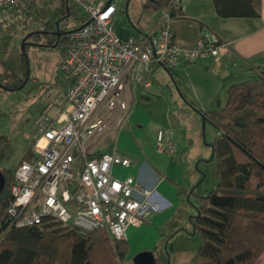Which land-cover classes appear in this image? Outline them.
<instances>
[{
    "label": "built area",
    "instance_id": "built-area-1",
    "mask_svg": "<svg viewBox=\"0 0 264 264\" xmlns=\"http://www.w3.org/2000/svg\"><path fill=\"white\" fill-rule=\"evenodd\" d=\"M87 14L76 28H67L65 53L59 66L70 79L66 98L55 112L44 111L35 121L37 136L13 171L7 214L16 226L53 218L83 230L104 228L116 239H126L129 227H138L158 211L153 190L134 186L131 175L117 177L113 168L129 167L130 158L115 143L107 144L128 118L124 95L126 73L134 78L159 65L172 69L179 59L217 56L227 42L203 28L197 43L184 49L174 39L170 23L172 0L159 10L154 26L123 38L112 26L119 0H74ZM31 0H0V35L20 22V9ZM68 20L57 23L62 30ZM12 23V24H9ZM156 150L170 153L168 131L156 132Z\"/></svg>",
    "mask_w": 264,
    "mask_h": 264
},
{
    "label": "trees",
    "instance_id": "trees-1",
    "mask_svg": "<svg viewBox=\"0 0 264 264\" xmlns=\"http://www.w3.org/2000/svg\"><path fill=\"white\" fill-rule=\"evenodd\" d=\"M145 1L161 10L172 0ZM31 2L28 8L18 10L22 15L18 24L24 27L34 0ZM260 4V0H212L215 13L223 18L258 17ZM63 12L64 17L72 15V25L69 20L64 30L53 25L56 33L42 35L37 44L59 46L61 57L67 28H76L87 19L74 0L65 1ZM170 14L172 18L181 15V7L172 8ZM48 26L43 27L49 29ZM7 27L14 28L15 24ZM20 55L21 74L2 72L12 81L6 85L0 79V86L6 90L19 89L30 79L25 57L22 52ZM254 68L258 76L227 86L222 107L215 111L196 109L216 131L209 144L216 182L204 195H194L196 213L189 220L200 244L192 254L191 264H253L264 249V66ZM5 140L0 135V146ZM28 152L22 160L29 158ZM0 170L5 181L0 190V264H120L127 255L128 241L112 237L104 228L83 230L49 217L37 224H12L6 210L14 168ZM180 192L187 193L183 189Z\"/></svg>",
    "mask_w": 264,
    "mask_h": 264
},
{
    "label": "crops",
    "instance_id": "crops-1",
    "mask_svg": "<svg viewBox=\"0 0 264 264\" xmlns=\"http://www.w3.org/2000/svg\"><path fill=\"white\" fill-rule=\"evenodd\" d=\"M260 3L258 17L223 18L215 13L212 0H182L181 15L170 23L179 46L193 47L203 28L214 32L227 46L219 49L217 56L202 55L189 62L179 59L170 70L151 66L138 79L134 78L133 68L126 73L128 118L107 144L115 143L132 165L114 167L112 172L121 178L131 175L134 186L152 189L159 207L146 222L127 228L128 252H153L164 234L177 231L179 220L174 218L183 197L192 196L191 191L197 193L198 181L205 177L198 168L208 154L200 136L205 120L196 109L215 111L222 107L229 84L255 78L258 73L254 65L264 66V0ZM156 11L141 25H134L136 33L154 26L159 13ZM159 129L168 131L170 153L156 150ZM253 264H264V249Z\"/></svg>",
    "mask_w": 264,
    "mask_h": 264
},
{
    "label": "rangeland",
    "instance_id": "rangeland-1",
    "mask_svg": "<svg viewBox=\"0 0 264 264\" xmlns=\"http://www.w3.org/2000/svg\"><path fill=\"white\" fill-rule=\"evenodd\" d=\"M65 1L34 0L26 16L27 27L17 22L14 28H8L1 22L4 29L0 35V79L4 84L12 81L6 79L2 72L15 71L21 74L20 46L24 37L34 38L31 32L46 24L49 25V29L53 25L56 27V21L64 23L65 20H69L68 24L72 25V15L64 17ZM125 2L126 10L123 9ZM116 3L118 11L111 22L116 33L123 38L134 35L136 33L134 25L135 27L137 24L141 25L145 21L143 19L151 17L155 12V8L145 0H119ZM12 23L9 24L14 25V21ZM36 39L41 43L40 38ZM24 46L29 61L30 79L16 90H6L0 86V135L6 137L0 146V168L8 170L13 169L32 147V142L37 136L34 126L36 118L44 111L53 113L61 108L66 98L65 88L70 79L60 69L59 46L47 47L32 43ZM204 124L200 136L203 139L202 148L205 151L208 148V154L205 155L206 159L198 163L200 173L205 174V177L204 180L200 178L198 181L200 187L197 195H204L216 182L215 160L209 159L211 149L206 145L213 141L216 131L207 121ZM187 199L183 197L177 218H174L179 220L177 231L164 234L163 240L152 252L156 264H191L192 254L200 243L199 236L192 231L189 220L196 213L197 200L193 196ZM137 253L139 251L128 252L120 264H135L134 255Z\"/></svg>",
    "mask_w": 264,
    "mask_h": 264
},
{
    "label": "water",
    "instance_id": "water-1",
    "mask_svg": "<svg viewBox=\"0 0 264 264\" xmlns=\"http://www.w3.org/2000/svg\"><path fill=\"white\" fill-rule=\"evenodd\" d=\"M108 2H110V0H107ZM126 6V2L125 5ZM58 21L55 22V25L58 26L57 24ZM29 36V35H28ZM27 37V36H26ZM26 37H24L22 39V43L20 46V50H22L23 56L25 57V61L27 63V73L29 71V61H27V55H26V51L24 50V45H25V39ZM55 46V45H53ZM28 75V74H27ZM26 75V76H27ZM203 120V119H202ZM204 121V120H203ZM4 174L2 173V171L0 170V190L2 189L3 185H4ZM134 263L135 264H154L155 263V259L152 256V252H147V251H142L137 253L136 255H134Z\"/></svg>",
    "mask_w": 264,
    "mask_h": 264
},
{
    "label": "flooded vegetation",
    "instance_id": "flooded-vegetation-1",
    "mask_svg": "<svg viewBox=\"0 0 264 264\" xmlns=\"http://www.w3.org/2000/svg\"><path fill=\"white\" fill-rule=\"evenodd\" d=\"M33 32H36L35 35H34V38L32 36H30L29 38H26L25 39V45L29 44V43H32V44H40L38 42V40L36 38H41L42 35H46V34H55L56 33V30L55 28H52V29H45L44 27L40 28V29H36L35 31ZM197 193H194L193 191L190 192V195L194 196L196 195ZM195 197V196H194Z\"/></svg>",
    "mask_w": 264,
    "mask_h": 264
}]
</instances>
